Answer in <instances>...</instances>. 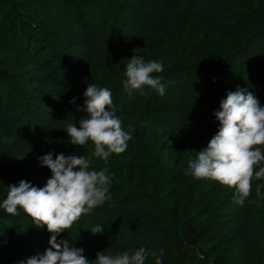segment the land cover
<instances>
[{"label":"rangeland","instance_id":"rangeland-1","mask_svg":"<svg viewBox=\"0 0 264 264\" xmlns=\"http://www.w3.org/2000/svg\"><path fill=\"white\" fill-rule=\"evenodd\" d=\"M47 1L51 11L46 15L13 8L14 14L7 18L5 0H0V204L8 186H18L21 180L45 186L51 172L39 158L49 152L53 158L60 153L83 155L90 159L89 170L96 171L111 168L120 158L147 152L156 157L158 166L151 187L139 190L132 183L109 189V200L82 215L57 240L68 239L82 248L90 264L98 252L117 255L141 247L149 252L145 264H155L151 252H159L175 229L164 203L173 191L180 210L183 204L188 207L191 224L209 229L199 244L204 252L230 245L226 264H243L245 256L255 264L264 251V198L256 195L257 185H262L264 194V179L253 178L251 194L238 205L233 200L235 189L195 179L185 170L188 160L195 159L218 131L214 113L229 91L253 92L264 107V16H253L255 23L250 25L227 14L233 8L264 13V0H175L171 8L156 6L153 0ZM158 12L163 15L153 25L151 37L138 46L145 35L121 15L138 14L136 18L146 21ZM49 26L55 28L56 37L35 33ZM93 34L100 47H95ZM135 39L132 47L118 45ZM112 43L119 47L117 59L111 61L106 54ZM106 44L107 53L98 55L97 49L103 52ZM150 45L151 50L142 48ZM133 55L163 64V72L152 74L162 77L163 96L147 86L143 93L124 91L126 65ZM88 84L108 88L115 115L126 131L131 125L127 149L110 155L106 162L93 155L91 141L82 147L71 145L66 131L69 123L79 127L80 120L88 118L87 112L77 111L84 106ZM173 92L177 95L172 97ZM74 98L75 103H70ZM200 133L198 143L190 142ZM58 134L60 138L53 142ZM129 197L134 200L120 208L111 205ZM129 209L132 222L124 221L129 216H110L115 210L122 215ZM18 212L11 215L0 207V264H19L50 247L46 227L37 229L22 209ZM98 224L102 232L93 234L91 229ZM163 252L162 264H208L198 254L187 262L173 251Z\"/></svg>","mask_w":264,"mask_h":264},{"label":"clouds","instance_id":"clouds-1","mask_svg":"<svg viewBox=\"0 0 264 264\" xmlns=\"http://www.w3.org/2000/svg\"><path fill=\"white\" fill-rule=\"evenodd\" d=\"M163 71L161 62H145L142 56L133 55L126 65V78L122 81L124 91L143 93L147 86L163 96L162 77L152 75ZM111 95L106 87L88 84L83 93L84 106L77 107V111L87 112L88 118L81 119L79 127L69 123L66 128L71 145L82 147L91 141L93 155L105 162L110 155L123 153L132 139L131 125L127 131L124 129L122 120L115 115ZM70 103H75V98ZM214 115L219 129L207 147L197 152L195 159L188 160L185 174L235 189L233 200L243 205L251 194L253 178L264 179V166L256 170L257 165L264 163V107L253 92L238 88L227 93ZM39 160L40 165L51 172L45 186L36 187L21 180L18 186H8L6 199L0 204L11 215H18V208L22 209L32 219L34 227H46L51 234L49 248L19 264H90L82 248L72 246L68 239L57 240V237L82 215L110 199L108 169L89 170L90 159L76 154L60 153L53 158V153L49 152ZM261 187L257 185L256 195L264 198ZM91 232L101 233V225L93 227ZM148 255L144 247L117 255L102 251L91 264H145ZM151 255L156 258L155 264H162V249L152 251Z\"/></svg>","mask_w":264,"mask_h":264},{"label":"trees","instance_id":"trees-1","mask_svg":"<svg viewBox=\"0 0 264 264\" xmlns=\"http://www.w3.org/2000/svg\"><path fill=\"white\" fill-rule=\"evenodd\" d=\"M154 4L159 7H168L171 8V6L175 3V0H153ZM13 8H16L21 13H33L37 16L39 15H46L48 12L51 11L50 3L47 0H5L3 11L5 12V17L11 18L13 13ZM228 16L233 18L234 20L238 21L239 23H245L254 25V17L257 16H264V13L261 10L253 9L252 13H246L242 9H229L227 11ZM252 14V15H251ZM133 13H129V15H121L126 18L127 23L135 24L137 29L145 35L144 39L139 40L138 46H140L142 43H144L146 40H148L151 37V29L153 25L162 18L163 13L158 12L155 15V18L153 19V16L148 18L146 21L144 19L136 18L138 14L133 15ZM156 16L158 19H156ZM125 20V21H126ZM141 21L143 25L139 27L136 22ZM117 22V21H115ZM25 23V22H24ZM28 24V23H26ZM114 28V27H112ZM35 31V33L38 36L47 35L50 37H56L57 32L54 27H46L43 29H39ZM111 30V29H110ZM23 29H21L19 32L22 33ZM21 36V34L19 35ZM23 35L24 40H26V36ZM141 36V35H140ZM92 37H94V45L95 47L98 45L101 46V43L99 42L100 39H97L96 35L93 34ZM138 40L135 39V42L128 40H121L118 45L124 46V47H132L133 44H135ZM28 43V42H27ZM118 43V42H117ZM2 47V42L0 39V50ZM119 47L115 43L110 44V53L106 52L107 44L103 49V52L97 49V54H104L107 53L106 56L108 58H115L117 56V51H115V48ZM97 48V47H96ZM141 48V47H139ZM146 50H151L153 47L150 45L148 47H142ZM115 51V52H114ZM114 52V53H113ZM29 53V51L27 52ZM37 53V52H36ZM110 54V55H109ZM117 59V58H115ZM49 62V61H48ZM57 64V63H56ZM187 68V67H186ZM194 68V67H193ZM189 70V69H188ZM174 84V83H173ZM184 88H188V85L186 86L184 84ZM172 97L176 96L177 93H169ZM13 118H16L15 116ZM33 123V122H32ZM34 126V125H33ZM31 133L33 130V127L28 129ZM201 133L194 136L190 142L192 143H198V141L201 138ZM60 138L59 134L56 135L55 138H53V142H56V140ZM44 141V140H43ZM0 151H2V147H0ZM158 173V166L156 162V157L153 154H149L147 152H142L139 154L132 155L128 158V160L124 159H118L114 163V165L108 169V175L110 177V185L109 189H123L125 185H129L132 183H135V186L139 190H143L146 187H151L153 185L154 179L157 177ZM173 191H170L166 194L164 198L165 206L167 207V211L169 214L170 219L175 224V229L172 232V237L167 239L166 242L162 245L161 249L166 251H173L176 254H178L182 259L185 261H189L191 255H197L203 258L205 261H207L208 264H226L229 255L231 252V246L230 245H221L214 249L211 252H204L200 247L199 244L205 237L209 234V229L205 226H194L191 224L189 219L187 218V206L183 204L182 209L180 210L179 204L176 202V198L173 194ZM131 197L125 198L120 201L112 202L111 205L115 206V208H120L121 206L126 205L128 202H132ZM131 209L128 210V213H124L122 215H118L120 212L119 210H115V212L111 213L110 216L113 214L114 216L112 218H126L124 221L126 222H132L131 215L130 214ZM180 211H182L180 213ZM102 212L99 213V216L102 217ZM263 222H264V216H263ZM92 241V239H90ZM90 241V242H91ZM159 249V251L161 250ZM196 253V254H195ZM243 264H249L248 263V256H245ZM264 263V251L259 257V259L256 261L255 264H263Z\"/></svg>","mask_w":264,"mask_h":264}]
</instances>
